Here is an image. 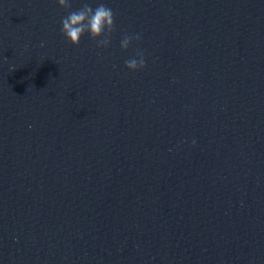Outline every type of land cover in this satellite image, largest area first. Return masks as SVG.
I'll return each mask as SVG.
<instances>
[{
  "label": "water",
  "instance_id": "1",
  "mask_svg": "<svg viewBox=\"0 0 264 264\" xmlns=\"http://www.w3.org/2000/svg\"><path fill=\"white\" fill-rule=\"evenodd\" d=\"M88 2L0 0V264H264V0Z\"/></svg>",
  "mask_w": 264,
  "mask_h": 264
},
{
  "label": "clouds",
  "instance_id": "2",
  "mask_svg": "<svg viewBox=\"0 0 264 264\" xmlns=\"http://www.w3.org/2000/svg\"><path fill=\"white\" fill-rule=\"evenodd\" d=\"M59 7L67 11L61 19V35L73 46H79L81 38L88 35L95 43L97 49H107L112 41L115 31V13L105 3L99 2L93 8L88 0H83L81 7L72 9L71 0H56ZM141 34L125 33L120 40V49L127 51L134 41L138 42ZM124 66L130 72L143 69L146 66L144 52L135 50V54L124 61ZM15 69H10V72ZM195 145V141H193Z\"/></svg>",
  "mask_w": 264,
  "mask_h": 264
}]
</instances>
